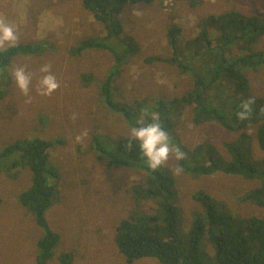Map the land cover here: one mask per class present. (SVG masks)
I'll list each match as a JSON object with an SVG mask.
<instances>
[{
  "label": "trees",
  "instance_id": "1",
  "mask_svg": "<svg viewBox=\"0 0 264 264\" xmlns=\"http://www.w3.org/2000/svg\"><path fill=\"white\" fill-rule=\"evenodd\" d=\"M154 1L163 0H83V7L102 23L106 34L102 39L83 42L71 51L81 54L85 50H106L114 61L110 73L98 87L99 100L104 111L117 116L118 126L125 131L114 138H107V142L102 136L97 138V146L92 149L96 152L92 174L95 178L102 175L110 178L114 171H121L128 176L134 173L135 180L128 182V177L120 175L125 184L120 193L122 197L125 194L132 198L134 205L127 216L123 212L115 219L113 233L109 237L113 238L116 253L126 264L147 258L155 260L156 264H264V218L237 214L224 201L212 198L198 187L190 192L193 201L185 200L181 193L187 182L176 178L169 166L162 165L155 171L148 169L134 143H130V127L139 120L156 117L173 143L185 154L183 160H174L184 176L190 180L218 175L256 180L258 185L240 199L237 209L242 203L264 210V97L249 94L244 75L248 70L264 69V49L258 48L264 37V15L260 20L256 13L246 16L233 9L220 15H208L199 23L200 33L183 50L177 40L179 28L172 26L168 32V44L175 57L168 62L176 64L182 74L189 73L195 85H188L178 96L158 91L155 96L127 102L114 95L113 80L120 73L118 67L124 61V53H135L136 49L124 46V53L118 54L110 46L111 41L122 37L119 14L124 7L147 5ZM185 1L194 6L201 0ZM18 30L25 32L26 28ZM210 35L214 37L211 39ZM41 47L43 50L51 48V43L45 40L36 44L16 42L8 45L0 50V69L7 68L18 55L27 58L41 53ZM178 56L179 59L182 57L181 61L188 60L186 66L180 61L177 63ZM149 62L155 61L150 59ZM195 62V68L191 67ZM88 78L85 77V80ZM223 85H232V92L222 96L218 94L215 98L210 94L204 97V93ZM5 95L6 89L0 91V99ZM248 100L253 101L248 117L239 120L236 113L240 105ZM9 103L7 101L5 105ZM29 109V105L23 102H14L10 111L12 115L5 116V126L12 125L19 115ZM186 110L194 125L211 122L229 132H238V135L223 139L220 147L211 142H200L189 148L173 129L175 116ZM41 114L38 113V116L44 119L42 123L45 121L47 124L48 117H41ZM56 139L58 137L13 139L0 148V178L16 182L23 173H28L25 179L29 185L18 195L16 203L22 206L25 217L34 221L41 230L35 240L37 253L32 264H73V254L68 250L58 253L61 240L48 216L53 211L61 214L60 221L63 219L66 222L65 232L72 233L75 230V214L82 205L72 183L79 182L82 186L90 183L78 180L77 176L69 178L65 175L63 179L49 153L57 144ZM111 144L115 146L114 150L107 149ZM253 146H257L263 154L259 163L252 158ZM87 169L80 168L84 176ZM11 170L15 171L12 173ZM57 178L58 187L54 183ZM104 194L97 193L100 198ZM65 201L70 205L66 218V213L61 212L68 209ZM83 201L85 216L92 217L91 212L98 205L94 199L85 196ZM188 208H195L192 219L183 216ZM79 226L87 225L83 221Z\"/></svg>",
  "mask_w": 264,
  "mask_h": 264
},
{
  "label": "rangeland",
  "instance_id": "2",
  "mask_svg": "<svg viewBox=\"0 0 264 264\" xmlns=\"http://www.w3.org/2000/svg\"><path fill=\"white\" fill-rule=\"evenodd\" d=\"M82 2L83 0H0V22L14 27L16 42L36 44L48 40L51 43V48L43 50L41 47V53L27 58L23 57L25 55H18L10 61L7 68L0 69V91L6 89V95L0 99V130L5 131H0V148L13 139L58 137L57 144L49 153L63 179L68 175L69 178L77 176L78 180L90 181L84 186L79 182L72 183L82 205L75 214V230L71 234L65 232L66 222L63 219L60 221L61 214L53 211L50 218L48 216L49 222H53L52 226L56 228L54 232L57 235L59 233L61 240L58 253L68 250L73 254V264H126L116 253L113 238L109 234L113 233L112 223L116 222L115 219L123 212L127 216L134 205L132 198L125 194L122 197L120 193L125 187L120 175L128 177V182L134 181L135 177L134 173L128 176L121 171H114L110 178L104 175L95 178L92 174L96 153L92 149L97 146V138L102 136L103 141L107 142V138H114L125 129L118 126L117 116L102 109L103 104L99 100L98 87L114 65L112 55L106 50L97 49L85 50L81 54L71 52L79 44L102 39L106 34L102 23L83 7ZM232 9L246 16L256 13L261 20L264 15V0H201L194 6H190L185 0H163L124 7L119 14L122 37L115 38L110 46L118 54L124 53V46H132L136 52L124 53V61L118 67L120 73L113 80L116 89L114 95L131 102L155 96L158 91H164L170 96L183 94L188 85L195 83L189 73L182 74L176 64L168 62L175 57L168 44L169 29L172 26L179 28L177 40L183 50L200 33L199 23L204 17L220 15ZM17 28L26 30L19 31ZM209 37L212 39L214 35ZM259 44L258 48L264 49V37ZM7 46L0 47V50ZM181 58H176L177 63L180 61L185 65L188 60L181 61ZM150 59L155 62L150 63ZM44 65L48 66L49 74L55 76L59 84L47 96L37 90L39 80L44 75L40 69ZM195 65L197 62L191 67L195 68ZM17 67H23L31 77L27 94L15 88L12 72ZM244 75L248 81L249 94L264 97V69L248 70ZM85 77L89 78L85 80ZM222 83L226 84L225 80ZM7 85L8 88H5ZM230 92L231 85H223L205 94L222 96ZM7 101L10 103L6 106ZM14 102H23L30 109L6 127L5 116L12 115L10 111ZM38 113H42L41 117L47 116L49 122L42 123L44 119ZM173 124L174 132L189 148L200 142H211L220 147L223 139L238 135V132H229L211 122L194 125L187 110L175 116ZM107 149L114 150L115 146L111 144ZM262 157L259 148L253 146V160L259 163ZM174 160L175 157L170 155L164 165L170 167L176 178H183L187 182L181 193L185 200H192L190 192L198 187L207 191L212 198L224 201L237 214L264 218V210L254 205L241 203V207L237 209L240 199L258 185L256 180L225 175L190 180L181 170L177 171L179 167ZM80 168H88L86 176ZM27 175L28 173H23L16 182L0 178V264H32L37 253L35 240L41 230L39 231L34 221L25 217L22 206L16 203L18 195L29 185L25 179ZM54 183L56 187L60 186L58 178L54 179ZM92 189L105 194L100 198ZM83 196L94 199V203L98 205L91 212L92 217L85 216ZM64 203L68 209L59 211L66 213V218L70 205L66 201ZM194 209H186L184 218L195 217ZM83 221L86 227L79 226ZM69 223L71 226V221ZM134 264L156 263L147 258Z\"/></svg>",
  "mask_w": 264,
  "mask_h": 264
},
{
  "label": "clouds",
  "instance_id": "3",
  "mask_svg": "<svg viewBox=\"0 0 264 264\" xmlns=\"http://www.w3.org/2000/svg\"><path fill=\"white\" fill-rule=\"evenodd\" d=\"M16 40L17 36L14 27L0 22V47L14 45ZM40 71L44 75L39 80L37 90L42 95H50L59 87V84L55 76L49 74L47 65L42 66ZM12 79L15 88L19 92L28 93L31 86V77L23 67H17L13 70ZM217 95L212 97L215 98ZM205 96L207 94L204 93ZM252 103V100H248L240 105V110L236 113L239 120L247 119L249 106ZM130 138V143H134L143 163L150 170L159 169L167 162L170 155H173L177 161L184 159V152L173 143L163 124L156 117H152L147 121H137L135 126L130 127ZM177 171H180V169L177 168Z\"/></svg>",
  "mask_w": 264,
  "mask_h": 264
},
{
  "label": "bare ground",
  "instance_id": "4",
  "mask_svg": "<svg viewBox=\"0 0 264 264\" xmlns=\"http://www.w3.org/2000/svg\"><path fill=\"white\" fill-rule=\"evenodd\" d=\"M97 141V140H96ZM102 146H103V144L102 143H100ZM105 148V147H104ZM235 220H236V218H235ZM230 228H231V226H230Z\"/></svg>",
  "mask_w": 264,
  "mask_h": 264
}]
</instances>
